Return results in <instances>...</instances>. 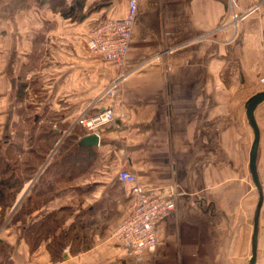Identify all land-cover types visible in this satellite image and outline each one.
Here are the masks:
<instances>
[{
  "label": "crops",
  "instance_id": "crops-1",
  "mask_svg": "<svg viewBox=\"0 0 264 264\" xmlns=\"http://www.w3.org/2000/svg\"><path fill=\"white\" fill-rule=\"evenodd\" d=\"M73 1L0 0V120L8 131L20 121L24 138L54 139L37 148L43 160L32 175L33 146L23 147L28 178L18 203L36 200L39 179L47 192L20 222L10 211L0 227V264H248L258 202L249 171L254 135L238 167L224 145L226 107L234 103L223 101L222 77L229 73V87L240 89L248 75L264 74V0H137L122 71L91 54L87 41L96 22L126 14L127 0H80L71 16ZM120 76L113 123L97 131V146H78ZM253 113L262 190L254 264H264V130ZM67 136L76 149L62 148ZM121 169L147 190L178 195L154 252L133 256L111 239L131 209ZM239 169L252 202L242 228L232 209ZM45 224L54 228L41 236ZM57 242L61 258L51 252Z\"/></svg>",
  "mask_w": 264,
  "mask_h": 264
},
{
  "label": "built area",
  "instance_id": "built-area-1",
  "mask_svg": "<svg viewBox=\"0 0 264 264\" xmlns=\"http://www.w3.org/2000/svg\"><path fill=\"white\" fill-rule=\"evenodd\" d=\"M136 16L137 0H127L126 14L123 17H107L90 28L87 49L94 56L116 65L122 71L127 60ZM238 17L240 15L235 12L231 14L233 21ZM122 77L105 91L104 97L108 102L85 122L86 128L93 132L91 134L97 135L98 130L113 123V99ZM117 180L128 187L131 209L112 230L111 239L133 256L154 252L158 246V225L174 211L178 195L171 190L166 194L147 190L137 183L131 171L125 169L117 172Z\"/></svg>",
  "mask_w": 264,
  "mask_h": 264
},
{
  "label": "rangeland",
  "instance_id": "rangeland-1",
  "mask_svg": "<svg viewBox=\"0 0 264 264\" xmlns=\"http://www.w3.org/2000/svg\"><path fill=\"white\" fill-rule=\"evenodd\" d=\"M149 61L150 63L151 59H145ZM156 62L153 61L151 63L155 64ZM224 68V67H223ZM229 69V68H228ZM227 72H229L227 70ZM250 80H247V84L245 87H242L240 89H235L234 87H229L228 83L232 80V77L229 73L226 75L223 74L222 80H223V101H230L234 104H231L230 106L226 107V109H230V113L227 114V118H224L223 124H222V133H223V139H224V145L228 141V144L226 146L229 147L231 150H235L232 152V160L235 157L237 161L238 167L241 166L243 161L246 160L245 156L247 153V149L250 144V139L252 136V128L250 125L249 120L247 119L246 115L244 114L246 104H247V98L253 94H256L264 89V74H254V75H248ZM263 101V100H262ZM255 116L257 123L260 127V130H264V101L259 102L258 105L254 108ZM224 115V114H223ZM6 124V123H5ZM11 128L6 129L4 126L3 120H0V155H7L8 159H10V156L15 155L17 150L19 148L26 147V138L23 136V129H22V123L20 121L11 123ZM14 125L15 131L12 130V126ZM10 143V144H8ZM13 143V144H12ZM11 153V154H10ZM14 159L18 161L17 169L21 165V158L22 156H13ZM9 161V160H8ZM10 161H12L10 159ZM1 167V163H0ZM245 171V169H244ZM242 169H239L238 171V179L237 182L239 184L238 186V199L233 201L232 209L236 211V222L241 223V228L245 226L246 224V218H245V212L250 209L251 207V189L247 182L246 177V171L244 173ZM19 172V171H18ZM20 173V172H19ZM22 176L20 175V182H21ZM12 192V191H11ZM21 190L15 194V200L13 201V206L15 203H18V197H21ZM253 196V195H252ZM225 203H223L224 209H226ZM11 210H14V208H6L2 211V217L7 218L8 215L12 212ZM11 211V212H10ZM4 219L3 223H1V226L4 225ZM0 226V227H1ZM4 261V260H3Z\"/></svg>",
  "mask_w": 264,
  "mask_h": 264
},
{
  "label": "trees",
  "instance_id": "trees-1",
  "mask_svg": "<svg viewBox=\"0 0 264 264\" xmlns=\"http://www.w3.org/2000/svg\"><path fill=\"white\" fill-rule=\"evenodd\" d=\"M80 0H74L73 4L70 7L66 8V12L67 14L72 16L73 11L75 10L76 6L78 5L77 2H79ZM77 4V5H76ZM21 91V88L19 87L18 89V93ZM44 134L42 137L43 142L39 139V136L41 135H27L26 136V141L28 142L27 144L30 143V146H33L32 151L34 154V159L31 160V167H30V175L35 174L36 173V166L40 165L41 161L43 160V155L41 157V155L39 154L40 152L38 151V147L41 148L42 151L46 150L47 148H51L52 146H54V139H52L51 137L49 138V133H41ZM48 136V137H46ZM46 137V138H45ZM74 139V137L71 136H67L66 139L63 141L62 143V148H68L70 145H73L74 142L72 141ZM10 144V143H8ZM13 144V143H12ZM38 148V149H37ZM74 148L76 149V145L74 144ZM1 149V148H0ZM79 150V149H78ZM11 154V153H10ZM23 155V148H19L16 152L15 155H12V157L10 156V159L12 161H10V159H8L7 155H0V163H1V167H0V226L1 223H3V219L5 221L6 217L3 218L2 217V211L6 208H14V211L11 214V220L13 222H20L21 218H22V214L23 213H28L30 210L34 209L35 207H37L38 205H40L41 202H39L37 200L38 196H40L43 192H47L44 191V187L43 185V181L41 179L37 180V182L35 183V186L33 188V191L36 193V200L33 201H29V203L27 202L26 205L22 204V202L20 201V203L14 207L13 206V201L15 200V194L22 189V184L25 180H27L28 178V162H27V157L20 160L21 165L20 167L17 169L18 166V161L16 159L13 158V156H22ZM9 160V161H8ZM20 173H19V172ZM20 175L22 176L21 178V182H20ZM44 189V190H43ZM43 190V191H42ZM49 190V189H48ZM12 191V192H11ZM49 215V214H48ZM47 215V216H48ZM44 223V221H42V224ZM45 228H41V236H45L44 234L49 233L50 231H53L52 225H51V229H49L47 227V225H44ZM46 229V230H44ZM44 230V231H43ZM51 252L53 254H58V256L61 258L63 257V254L61 253V245L59 244V242L55 243L53 248L51 249ZM57 256V257H58ZM5 263L4 261H1V264Z\"/></svg>",
  "mask_w": 264,
  "mask_h": 264
},
{
  "label": "water",
  "instance_id": "water-1",
  "mask_svg": "<svg viewBox=\"0 0 264 264\" xmlns=\"http://www.w3.org/2000/svg\"><path fill=\"white\" fill-rule=\"evenodd\" d=\"M45 1L46 0H40L41 3H44ZM262 100H264V91L253 95L251 98H249L246 104V117L250 122L251 128L253 130V135H254L250 153H249V171L253 179L254 185L257 189V192H258V202H257L256 210H255L254 222H253V232H252V237H251V257H250L248 264H254L255 259H256V240H257V228H258L257 221H258L259 209L262 203V190H261L260 182L256 175V168H255V156H256V149H257V144L259 140V131H258L257 124L255 122L254 113H253L254 106ZM77 144L78 146H87V145L97 146L98 136L95 134L86 135L82 137Z\"/></svg>",
  "mask_w": 264,
  "mask_h": 264
},
{
  "label": "bare ground",
  "instance_id": "bare-ground-1",
  "mask_svg": "<svg viewBox=\"0 0 264 264\" xmlns=\"http://www.w3.org/2000/svg\"><path fill=\"white\" fill-rule=\"evenodd\" d=\"M257 105V104H256ZM256 105L254 106V108L256 107ZM254 108H253V111H254Z\"/></svg>",
  "mask_w": 264,
  "mask_h": 264
}]
</instances>
